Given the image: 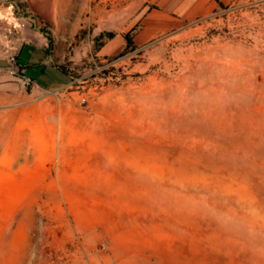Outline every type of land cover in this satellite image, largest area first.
I'll return each instance as SVG.
<instances>
[{
  "label": "rangeland",
  "instance_id": "1",
  "mask_svg": "<svg viewBox=\"0 0 264 264\" xmlns=\"http://www.w3.org/2000/svg\"><path fill=\"white\" fill-rule=\"evenodd\" d=\"M141 5L73 0L55 113L0 109V264H264V0L137 45Z\"/></svg>",
  "mask_w": 264,
  "mask_h": 264
},
{
  "label": "crops",
  "instance_id": "2",
  "mask_svg": "<svg viewBox=\"0 0 264 264\" xmlns=\"http://www.w3.org/2000/svg\"><path fill=\"white\" fill-rule=\"evenodd\" d=\"M15 1L19 3L22 15L16 22L0 19L1 112L7 114L35 111L53 114L56 108L55 92L70 82L55 88L57 82L54 81L51 86L53 88L49 89L31 74V68L37 67L41 71L39 77H56V72L58 75H67L57 64L53 65L51 62L53 54L49 51V28L38 20L34 10L46 16H58L63 10L66 15L72 11L73 0H64L63 3L62 0H57L56 3L54 0ZM239 1L241 0H141L142 5L134 16L140 21V28L135 33V44L143 45L159 33L185 29L232 8ZM84 2L91 7L92 0ZM110 49L111 43L102 48L101 54H108ZM28 50L30 51L26 55ZM13 56H17L19 62L25 65L27 75L34 81L28 89L23 88L19 79L8 71L9 59ZM56 79L60 80L58 77ZM2 160L8 162L12 159L6 154Z\"/></svg>",
  "mask_w": 264,
  "mask_h": 264
},
{
  "label": "built area",
  "instance_id": "3",
  "mask_svg": "<svg viewBox=\"0 0 264 264\" xmlns=\"http://www.w3.org/2000/svg\"><path fill=\"white\" fill-rule=\"evenodd\" d=\"M16 2L13 0H0V19L16 20L18 12L16 10ZM8 71L11 75L17 77L23 88H30L34 81L27 75L26 67L19 62L17 56H13L9 59Z\"/></svg>",
  "mask_w": 264,
  "mask_h": 264
},
{
  "label": "water",
  "instance_id": "4",
  "mask_svg": "<svg viewBox=\"0 0 264 264\" xmlns=\"http://www.w3.org/2000/svg\"><path fill=\"white\" fill-rule=\"evenodd\" d=\"M55 3L57 2V0H54ZM36 15H38V20L43 23L45 26L49 27V28H56L58 25V19L57 16L55 14H52L50 16H46V15H42L41 12L34 10ZM120 50H118L115 54H117Z\"/></svg>",
  "mask_w": 264,
  "mask_h": 264
},
{
  "label": "flooded vegetation",
  "instance_id": "5",
  "mask_svg": "<svg viewBox=\"0 0 264 264\" xmlns=\"http://www.w3.org/2000/svg\"><path fill=\"white\" fill-rule=\"evenodd\" d=\"M16 5H17V8H19V3L18 2H16Z\"/></svg>",
  "mask_w": 264,
  "mask_h": 264
},
{
  "label": "trees",
  "instance_id": "6",
  "mask_svg": "<svg viewBox=\"0 0 264 264\" xmlns=\"http://www.w3.org/2000/svg\"><path fill=\"white\" fill-rule=\"evenodd\" d=\"M133 31H135V29H133ZM128 40V39H127ZM129 42L131 43V41L129 40Z\"/></svg>",
  "mask_w": 264,
  "mask_h": 264
}]
</instances>
